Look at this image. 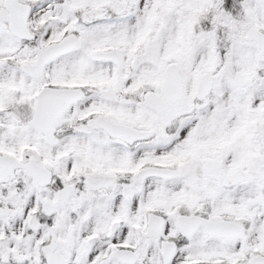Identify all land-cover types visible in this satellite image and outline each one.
Wrapping results in <instances>:
<instances>
[{"label":"rangeland","instance_id":"1","mask_svg":"<svg viewBox=\"0 0 264 264\" xmlns=\"http://www.w3.org/2000/svg\"><path fill=\"white\" fill-rule=\"evenodd\" d=\"M40 1L19 0L37 12L43 4ZM85 1L75 12H71V6L63 7L60 16L37 24L35 28L31 25L32 16L30 31L38 37L25 45L11 36L9 15L3 8L4 0H0V37L6 38L5 45L0 44L10 51L7 57L10 65L0 69V85L4 84L1 82L6 77L4 72L12 74L16 93H19L18 102L28 103L27 106L36 102V99L32 101L34 93L36 96L39 86L48 81L53 88L66 82L68 86L82 85L90 93L61 120L60 137L53 145H48L43 136L27 125L28 114L23 109L17 117L20 131L15 135V142L19 141L16 150L22 146L25 158L49 167L55 164L58 172L66 175L67 171L75 169L74 165L81 164L79 159L84 151L97 147L102 152L116 145L104 134L86 126L72 138L64 137L61 127L71 118L88 119L95 115L136 129L155 130L154 138L135 146L131 158L136 164L152 163L174 169L190 160L194 170L191 173L186 170L173 181L154 180L142 185V218L143 208L153 209L159 204L174 206L184 201L192 209L202 196L214 190L213 180L203 169V161L218 153H228L226 161L230 164L225 166L226 171L244 167L251 173L236 192L238 222L244 221L248 227L244 238L220 241L199 230L188 240L187 247L179 251L176 261L180 264L189 261L194 264H250L255 256H264V93L253 91L249 86L254 80L264 79V54L254 42L246 39L249 29L264 33V0H211L208 7L197 6L196 10L190 4L182 14L196 23L193 28L196 38L179 42L177 46L175 42L186 31L173 28L162 8L156 9L161 4L159 0H141L140 5H136L140 0ZM139 6L141 12L135 15ZM53 22L56 36L49 40L47 29ZM68 34L77 35L79 47L67 67L58 66L51 73L45 72L37 82L21 73V66L34 65L48 45ZM236 43L245 49L241 53L243 57L257 61L255 65L249 64L247 70L236 58ZM108 49H115L125 57L122 69L94 60L95 53ZM169 63L178 65L189 103L195 99V83L203 74L214 75L215 88L193 117L165 127L159 116L146 106L143 96L148 91L160 92L163 73ZM27 83L29 87L24 92ZM235 148L240 149L235 151ZM51 152L55 158L50 156ZM62 155L72 158L60 161L58 157ZM253 160H261L259 171H251ZM180 174H183L182 169ZM41 194L48 196L46 192ZM224 207L219 204L215 211ZM63 224L65 252L72 257V238L66 230L69 224L64 215ZM8 250L10 255L16 252L11 245ZM25 251L21 254H28V263L38 264L36 252L32 253L28 246Z\"/></svg>","mask_w":264,"mask_h":264},{"label":"flooded vegetation","instance_id":"2","mask_svg":"<svg viewBox=\"0 0 264 264\" xmlns=\"http://www.w3.org/2000/svg\"><path fill=\"white\" fill-rule=\"evenodd\" d=\"M24 44L26 45L28 42H24ZM2 49L4 51L0 53V69L10 65V60L7 59L10 51L5 47ZM21 73L35 82L40 80L33 79L22 70ZM68 85L66 82L55 89L68 91L82 89L87 96L90 95L89 89L85 86ZM48 86L52 87L49 81L48 84L40 85L38 91L45 87L48 88ZM35 99L34 93L32 101L34 102ZM27 104H18L17 96L12 100L5 97L0 98V158L10 157L23 164L38 163L30 157L25 158L22 146H19L17 150L15 148L19 143V141L15 142V135L20 131L19 118H17L20 112L26 109L27 125L30 128V122L35 117L36 104L31 106H27ZM71 109L66 112L65 117ZM94 117L96 116L88 119L71 118L69 122L63 123L61 135L72 138L85 126L88 127V120ZM91 131L102 133L110 139L108 134L102 130ZM57 135L60 137L59 130ZM110 140L116 144L113 149L100 152L95 147L94 150L84 151L79 159L81 164L74 165L75 169L67 171L66 175L62 172L59 173L55 164L51 167L43 164L53 173V181L50 185L39 184L34 174L25 169L15 170L13 180L7 184L0 183V264H20L22 262L30 264L25 251L26 246L32 253L36 252L38 264H130L123 262L124 251L133 254L129 255V259H135L133 264H166L163 253L166 243L176 246V254L167 264H180L177 263L176 257L180 250L187 247L188 240L191 239H185L180 230L179 218L182 216L199 217L212 222H234L244 227L246 232L248 227L245 222H238L239 213L236 205L237 189L251 176L250 171L246 168L224 170L227 174L234 172L244 174L246 181L238 186L228 188L223 183H218L211 178L214 190L208 192L206 196H202L192 209L187 207L188 205L183 203L184 201L176 203L174 206L159 204L153 209L143 208L145 212L142 218L140 198L142 185L154 180L173 181L183 176L186 170L191 173L194 168L191 167L190 160H187L182 162V167L172 169L178 175L172 179L155 176L145 178L143 170L157 165L152 163L137 165L136 160L131 158L135 152V145L124 143L118 139ZM5 147L6 149H4ZM239 149L235 148L234 150L239 151ZM49 154L55 158L53 152ZM62 156L65 158L62 159ZM62 156L58 157L60 161L72 158L69 155ZM218 157L222 158L223 168L229 167L230 163L228 164L226 161L228 153H218L211 159H218ZM206 160L203 162L205 163ZM250 167L251 171H259L261 160H253ZM4 169H9V164H0V171ZM180 169L183 174H180ZM16 183L17 185L13 186ZM64 188L66 192L64 198L61 199L60 194ZM44 192L48 196L45 197L41 194ZM214 203L216 206L222 204L225 207L222 210L218 209L217 212ZM242 205L245 206V203ZM150 214H155L159 219L164 220L162 235L159 238H148L147 228ZM63 215L65 222L69 224V228L66 230H69L72 238V257L65 252ZM171 224L174 225L170 227ZM199 230L204 229L199 228ZM150 233L152 234V232ZM32 240H34L33 243ZM10 245L16 251L11 255L7 254ZM22 251L26 253L21 254ZM183 264L194 263L189 261Z\"/></svg>","mask_w":264,"mask_h":264},{"label":"water","instance_id":"3","mask_svg":"<svg viewBox=\"0 0 264 264\" xmlns=\"http://www.w3.org/2000/svg\"><path fill=\"white\" fill-rule=\"evenodd\" d=\"M5 7L11 15V26L13 34L20 39H28L30 41L34 40L35 37L31 36L28 30L27 22L31 15V8L25 5H19L16 0H8L5 2ZM246 38L250 41H255L264 53V34L259 30L250 29ZM78 39L76 36H68L61 43L48 46L45 52L39 55L38 62L35 66H25L23 70L33 75L34 77H41L44 68L52 61L57 60L60 56L69 54V52L74 51L78 47ZM95 60L97 61H115L117 66L122 67L123 59L121 56L112 53H102L96 54ZM164 79L162 82L163 91L161 96H156L153 93H148L145 96L147 105L154 109L163 120V123L167 126L171 125L172 122L183 118V116H189L194 113V105H189L184 96V92L181 85L180 74H178V69L175 64H170L164 73ZM213 77L209 74L203 75V77L197 82L196 96L199 101H204L208 94L213 88ZM84 96L83 92H54L52 90H43L38 98V108L36 111L37 117L31 125L44 136L48 143H53L56 140L55 135V123L60 120L62 115L66 110H68L73 104L79 102ZM49 110L52 111L53 118H49ZM90 127H98L106 131L112 138H120L126 143L135 144L139 141L149 140L154 132L150 131H135L130 127H124L121 125L113 124L107 120H94L90 122ZM9 160V158H7ZM221 158L217 160H207L205 169L215 178L218 182H223L228 187L241 184L244 180L242 175L239 173L231 174L230 176L225 175L221 169ZM8 162L14 163L12 160ZM18 167L31 170L37 181L43 185H49L51 180V174L42 166H37L35 164L29 165H19ZM13 170V169H12ZM160 176V177H174L176 173L161 170L159 168L146 169L144 171V176ZM10 178V179H9ZM13 177L2 178L0 176V182H8L12 180ZM62 198L64 192L61 193ZM154 219V218H150ZM158 223L150 221L149 230L158 231L155 233L156 237L161 236V229L163 220L159 219ZM180 230L185 238L192 236L199 227H203L209 236L224 238V239H239L242 238L244 232L241 227L235 224H229L225 222L213 223L208 222L202 218L187 217L180 219ZM150 236V235H149ZM176 247L174 244H166L163 249L164 261L167 264L175 254ZM125 255H132L130 253H125ZM123 262L131 263L135 260L128 259L126 257ZM251 264H264V258L256 257L253 259Z\"/></svg>","mask_w":264,"mask_h":264},{"label":"bare ground","instance_id":"4","mask_svg":"<svg viewBox=\"0 0 264 264\" xmlns=\"http://www.w3.org/2000/svg\"><path fill=\"white\" fill-rule=\"evenodd\" d=\"M161 4L156 6V9L162 8L161 11L166 13L165 15H168L170 17V25L175 28L179 29L182 31H186L184 36H180L179 39L177 40L178 42H175L176 46L177 44L179 45V42H185L187 39H190L191 37L196 38V33L194 31V26L195 22L191 18H187L184 16L182 13L185 11L186 8H189V5L191 4L193 7H195V10L197 9V6H205L208 7L211 3V0H159ZM42 6H39L37 11L33 12V17L31 19V25L32 28L38 27L39 25L37 24H44L47 20L53 19L56 15L60 16V13L62 12L63 7L71 6V12L77 11L80 7L81 4H84L86 1L85 0H41L40 1ZM141 0L136 3V5H140ZM183 5V6H182ZM157 9V10H158ZM60 12V13H59ZM141 12V7H137L135 9L134 14H138ZM56 29V24L53 22L52 25L49 26L47 29V34L48 39H53L56 35H54ZM6 38L3 36L0 37V43L2 42L4 45L6 42ZM3 44H0V53L4 51L2 49ZM2 50V51H1ZM235 50H236V58L240 62L242 66L245 67L247 70L249 64H256V60H250V57H243L241 53L245 50L243 46L239 43L235 44ZM74 59V54H69V56L63 57L61 59H58V61L53 62L49 64L46 68V73H51L52 70L57 68L58 66L67 67L70 62H72ZM4 75L6 77L3 78L1 81L4 83L3 85H0V98L5 97L8 100H12L15 96H18V92L15 83L12 82L14 79L12 77V74H8V72H4ZM250 88L253 89V91H258L259 93H264V79L261 81L259 80H254L249 84ZM248 86V87H249ZM29 87V83L26 84L24 87L25 91L27 92V89ZM252 97H250L251 99ZM248 103V102H247ZM19 104V102H18ZM10 105V104H9ZM21 105V104H20ZM5 106V105H4ZM34 240H32V243Z\"/></svg>","mask_w":264,"mask_h":264}]
</instances>
